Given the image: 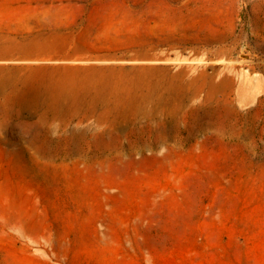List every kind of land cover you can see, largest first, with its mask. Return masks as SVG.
<instances>
[{
  "label": "rangeland",
  "instance_id": "rangeland-1",
  "mask_svg": "<svg viewBox=\"0 0 264 264\" xmlns=\"http://www.w3.org/2000/svg\"><path fill=\"white\" fill-rule=\"evenodd\" d=\"M0 35L32 39L0 51L7 69L233 79L207 126L193 102L166 145L130 156L167 127L0 92V264H264V0H0Z\"/></svg>",
  "mask_w": 264,
  "mask_h": 264
},
{
  "label": "bare ground",
  "instance_id": "bare-ground-1",
  "mask_svg": "<svg viewBox=\"0 0 264 264\" xmlns=\"http://www.w3.org/2000/svg\"><path fill=\"white\" fill-rule=\"evenodd\" d=\"M165 71V68L150 65L131 69L123 66L50 67L44 64L7 69L0 65V92L8 105L17 107L30 108L41 102L52 112L64 114L81 110L91 113L104 107L106 114L116 111L129 116L134 123L145 119L149 126L159 123L165 127L179 122V115L188 107L193 108V102L205 111L197 119L202 122L201 126L211 122V116L206 113L211 106L230 105L232 102L229 90L233 79L228 74L216 80L205 73L187 76L185 67L174 74ZM161 73L162 76L154 77ZM130 74L131 77L125 81ZM199 83L207 86L203 97H200ZM170 131L169 127L165 128V138L161 135L154 139V136L150 140L129 144L124 152L129 156L147 151L155 153L166 145L168 137H172Z\"/></svg>",
  "mask_w": 264,
  "mask_h": 264
},
{
  "label": "water",
  "instance_id": "water-1",
  "mask_svg": "<svg viewBox=\"0 0 264 264\" xmlns=\"http://www.w3.org/2000/svg\"><path fill=\"white\" fill-rule=\"evenodd\" d=\"M11 40H14V41H19L17 42V44L20 43L19 46H24L25 44H27L28 42H30L32 39L30 37H25V38H11V37H8V36H3V35H0V51H5L8 49V46L11 45L10 42H13Z\"/></svg>",
  "mask_w": 264,
  "mask_h": 264
}]
</instances>
